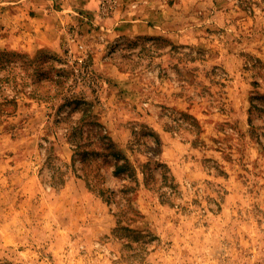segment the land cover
I'll list each match as a JSON object with an SVG mask.
<instances>
[{
    "label": "rangeland",
    "instance_id": "rangeland-1",
    "mask_svg": "<svg viewBox=\"0 0 264 264\" xmlns=\"http://www.w3.org/2000/svg\"><path fill=\"white\" fill-rule=\"evenodd\" d=\"M0 264H264V0H0Z\"/></svg>",
    "mask_w": 264,
    "mask_h": 264
}]
</instances>
